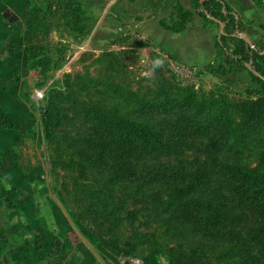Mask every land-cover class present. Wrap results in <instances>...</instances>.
<instances>
[{
  "label": "rangeland",
  "instance_id": "obj_1",
  "mask_svg": "<svg viewBox=\"0 0 264 264\" xmlns=\"http://www.w3.org/2000/svg\"><path fill=\"white\" fill-rule=\"evenodd\" d=\"M79 1L88 9L91 2L102 4L91 34H65L63 25L37 36L27 29L21 31L27 45L44 48L53 61L47 72L26 66L16 74L18 81L24 78L23 100L17 101L19 105L5 106L10 121L20 128V134L11 131V147L17 151L14 159L31 181L17 174L13 158L0 170V182L17 197L12 209L0 203V209L7 211L4 217L9 237L4 258L35 264H143V257L154 251L164 264H241L243 247L253 246L257 233L248 232L240 239L220 232L209 238L172 218L167 211L169 185L153 181L116 183L87 165L81 169L73 145L92 131L100 115L130 120L157 131L164 122L181 114L196 124L211 126L217 116L232 113L233 133L226 138L218 136V147L211 146L207 137L190 140L181 147L179 159L192 160L202 154L207 162L217 158L264 173V117L252 116L253 108H245L249 96L255 93L218 87L205 76L196 87L188 74L174 68L166 52L142 38L146 30L135 28L130 18L124 21L120 14L115 16V11L104 10L107 0ZM102 13L103 20L98 24ZM13 34L10 29L9 39ZM157 59L161 66L153 70ZM189 90L201 106L176 110L179 114L165 111L167 102L180 104ZM37 91L43 92L42 98L35 97ZM145 104L156 107L145 108ZM46 110L60 123L57 129L62 142L46 138ZM225 141L228 143L223 144ZM176 159L174 163L178 164L180 160ZM60 195L79 212L85 223L83 231L66 212ZM21 222L31 231H22ZM257 227L263 229V214ZM97 230H102L106 243ZM18 233L25 237L18 240ZM33 234L42 237L40 256L35 255ZM97 242L104 244L112 256L101 252Z\"/></svg>",
  "mask_w": 264,
  "mask_h": 264
},
{
  "label": "trees",
  "instance_id": "obj_2",
  "mask_svg": "<svg viewBox=\"0 0 264 264\" xmlns=\"http://www.w3.org/2000/svg\"><path fill=\"white\" fill-rule=\"evenodd\" d=\"M177 5L179 21L172 27L173 30H182L184 24L191 18V13ZM202 15L205 20L223 16V22L229 23L235 20L234 14L224 0H204L202 3ZM259 5L264 3L256 0ZM51 18L63 23H53ZM92 15L85 10L84 4L79 0H31L26 8L24 24L13 28V36L8 40L6 48L11 55L23 47L24 35L21 31L29 30L37 35L48 33L52 28L58 29L60 25L69 31L85 37L91 34L96 24ZM93 22V23H92ZM240 23L237 22V25ZM253 56L258 55L256 48L251 49ZM163 51V49H162ZM165 52V51H164ZM170 56V55H169ZM264 58V54L262 55ZM251 56L236 57L235 62L241 69H248L246 62ZM174 59V58H173ZM53 59L44 48L38 49L34 44L27 45L26 66L39 71L47 72ZM186 64V63H185ZM202 69V68H201ZM208 72H216L225 75L229 67L204 68ZM203 75H205L202 69ZM253 81L257 83L254 89L247 88L244 93L254 92L249 96L250 102L245 108L252 107V116L263 114L264 117V76L250 71ZM190 91V90H189ZM188 93V90L186 91ZM180 104L167 102L166 112L172 110H191L202 103L198 101L194 92L183 95ZM145 108H154L148 106ZM202 110V108H200ZM176 114H179L176 111ZM232 113L217 116L211 126H203L194 123L190 117L178 115L176 119L164 122L157 131L133 121L122 118H109L100 115L94 122L92 131L81 137L74 143L73 149L81 159L79 167L85 165L96 169L108 176L113 182L128 183L144 181L156 184H167L171 188V199L167 205V211L172 218L180 223L192 226L197 232H204L207 237H216L217 233L224 232L227 236L235 235L243 239L244 235L253 231L256 242L253 246H244L241 254V264H264V173L257 170H245L242 167L233 166L217 158L213 161H205L202 154H196L192 160H180V149L190 140L208 138L211 146L218 147L220 138H226L233 133L235 118ZM46 138L63 141L57 127L60 125L54 119L53 113L46 110L43 120ZM0 126L4 129L17 131L18 125L10 121L6 109L1 104L0 97ZM224 128L227 131L223 130ZM20 138V136H19ZM225 141L223 144H227ZM17 151L13 147L0 148V170L10 158H16ZM173 158L180 160L174 163ZM13 168L24 180L31 181V177L23 173L16 159L13 160ZM16 192L6 189L0 182V203L6 208L16 207ZM59 200L74 224L80 229H85V223L78 211L70 205V200L64 195ZM263 214V229L259 231L260 217ZM22 231L30 232L29 225L19 223ZM100 227V226H99ZM102 238V230L98 231ZM103 237V243H106ZM42 237L33 234L35 255L40 256ZM8 235L6 230L0 228V261L8 248ZM41 242V243H40ZM98 249L107 253L104 244L97 242ZM113 258V257H112ZM143 264H164L160 255L156 252L143 257Z\"/></svg>",
  "mask_w": 264,
  "mask_h": 264
},
{
  "label": "crops",
  "instance_id": "obj_3",
  "mask_svg": "<svg viewBox=\"0 0 264 264\" xmlns=\"http://www.w3.org/2000/svg\"><path fill=\"white\" fill-rule=\"evenodd\" d=\"M30 1L0 0V97L4 108L9 104L19 105L18 102L23 100L21 94L24 78L18 81L15 76L21 74L22 69L26 67V39H24L23 47L13 55L9 53L6 45L10 38L7 36L9 30L16 25L24 24L26 8ZM81 2L86 5L85 2ZM224 2L235 16V20L229 23L222 21L221 14L207 21L202 15L203 7L199 2L180 0L184 10L191 13V18L187 20L182 30L181 28L180 30L172 29L179 21L177 0H107L104 10L115 11V16L120 14L124 21L130 18V22H135V28L146 30L143 31L142 38L153 42L175 60L202 68L205 78L218 87L226 86L229 90L244 93L247 88L257 87V83L251 77V70L264 76V58L262 57L264 54V6L259 5L256 0H224ZM262 2L264 3V0ZM89 5L90 8L85 10H90L91 12H87L92 13L96 19L102 4L95 6L91 2ZM99 18L98 24L103 20V13ZM237 22L240 25H237ZM222 25H224L223 33ZM63 32L72 36L76 35L66 27L63 28ZM244 36L250 39L253 46L244 40ZM254 48L258 50V55L253 56L251 49ZM248 55L251 56L246 62L248 69H241L235 62V58H245ZM211 66L229 67L230 70L222 75L204 69ZM5 109L11 119L10 112L7 108ZM12 139L11 130L0 126V148H9L13 144ZM0 207L2 208V205ZM5 211L0 209V228L6 230L8 235L4 217L7 211ZM24 237L22 234H17L18 240ZM4 254L0 264H35L34 261H10L4 258L6 257Z\"/></svg>",
  "mask_w": 264,
  "mask_h": 264
},
{
  "label": "built area",
  "instance_id": "obj_4",
  "mask_svg": "<svg viewBox=\"0 0 264 264\" xmlns=\"http://www.w3.org/2000/svg\"><path fill=\"white\" fill-rule=\"evenodd\" d=\"M168 57L171 60V64L174 66V68L180 69L182 72L185 74H188V77L192 80V83L196 86L199 87L204 79V75L202 73V69L196 66H191L188 64H185L181 61L173 59L171 56L168 55ZM36 98H42L43 97V92L42 91H37Z\"/></svg>",
  "mask_w": 264,
  "mask_h": 264
},
{
  "label": "water",
  "instance_id": "obj_5",
  "mask_svg": "<svg viewBox=\"0 0 264 264\" xmlns=\"http://www.w3.org/2000/svg\"><path fill=\"white\" fill-rule=\"evenodd\" d=\"M201 3L204 1V0H199ZM221 32L223 33L224 32V25L221 26ZM244 40L249 43L250 46H253V43L250 41V39L247 37V36H244ZM137 262H139L137 260Z\"/></svg>",
  "mask_w": 264,
  "mask_h": 264
},
{
  "label": "clouds",
  "instance_id": "obj_6",
  "mask_svg": "<svg viewBox=\"0 0 264 264\" xmlns=\"http://www.w3.org/2000/svg\"><path fill=\"white\" fill-rule=\"evenodd\" d=\"M161 63H162L161 60H159V59L155 60L152 64L153 70L156 68H159L161 66ZM146 75H147V73H146Z\"/></svg>",
  "mask_w": 264,
  "mask_h": 264
}]
</instances>
